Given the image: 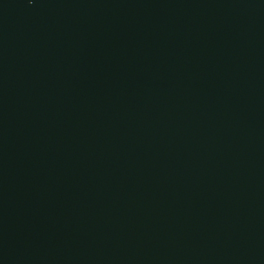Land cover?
I'll list each match as a JSON object with an SVG mask.
<instances>
[{
    "label": "water",
    "instance_id": "1",
    "mask_svg": "<svg viewBox=\"0 0 264 264\" xmlns=\"http://www.w3.org/2000/svg\"><path fill=\"white\" fill-rule=\"evenodd\" d=\"M0 264H264V0H0Z\"/></svg>",
    "mask_w": 264,
    "mask_h": 264
}]
</instances>
